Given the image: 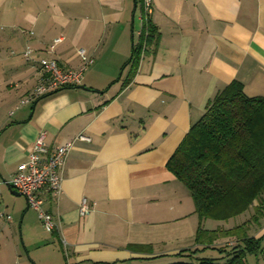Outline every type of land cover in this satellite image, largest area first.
Instances as JSON below:
<instances>
[{
    "label": "crops",
    "instance_id": "obj_1",
    "mask_svg": "<svg viewBox=\"0 0 264 264\" xmlns=\"http://www.w3.org/2000/svg\"><path fill=\"white\" fill-rule=\"evenodd\" d=\"M152 2L149 36L139 0H0V179L26 161L39 131L51 149L73 140L60 194L45 197L54 231L1 185L0 264H169L197 246L199 225L235 224L207 227L212 219H199L166 163L226 85L238 81L247 96H264V0ZM139 46L132 68L126 63ZM26 47L65 68L79 66V48L93 62L79 85L20 104L37 79ZM83 198L91 207L80 215ZM262 234L264 226L250 235Z\"/></svg>",
    "mask_w": 264,
    "mask_h": 264
},
{
    "label": "trees",
    "instance_id": "obj_2",
    "mask_svg": "<svg viewBox=\"0 0 264 264\" xmlns=\"http://www.w3.org/2000/svg\"><path fill=\"white\" fill-rule=\"evenodd\" d=\"M144 26L150 36V20ZM140 52L134 47L126 64L136 67ZM166 167L189 190L199 219L228 221L249 214L226 230L199 225L197 246L179 252L180 259L169 264H247V256L257 258L264 234L249 233L264 217V96H247L238 81L226 85L209 100ZM219 237L233 240L210 247ZM207 248L218 255H202Z\"/></svg>",
    "mask_w": 264,
    "mask_h": 264
},
{
    "label": "built area",
    "instance_id": "obj_3",
    "mask_svg": "<svg viewBox=\"0 0 264 264\" xmlns=\"http://www.w3.org/2000/svg\"><path fill=\"white\" fill-rule=\"evenodd\" d=\"M139 7V18L144 24L152 14L153 2L152 0H139ZM61 40L62 37L56 38L49 48L52 50L54 45ZM77 54L80 59L79 66L65 68L54 58H34L33 50L26 47L23 57L35 67L37 79L33 91L23 97L20 104L33 101L63 87L79 85L84 77V72L93 62V58L84 48H79ZM45 138L46 132L39 131L26 161L18 165L9 180L0 179V187L6 183L24 196L27 205L37 212L44 230L52 232L57 228V223L53 214L44 207L45 197L57 199L60 194L62 173L73 140L65 141L51 149L47 146ZM76 138L88 139L83 134L77 135ZM90 207L84 198L81 199L79 203L80 215L87 214Z\"/></svg>",
    "mask_w": 264,
    "mask_h": 264
},
{
    "label": "rangeland",
    "instance_id": "obj_4",
    "mask_svg": "<svg viewBox=\"0 0 264 264\" xmlns=\"http://www.w3.org/2000/svg\"><path fill=\"white\" fill-rule=\"evenodd\" d=\"M249 218V214H242L240 216H237L233 219H231L230 221H232V223H241L244 220H247ZM211 222H213V220H207L206 226L210 227L212 224ZM232 223L230 225H232ZM264 226V219H262L261 224L256 225L254 224L252 226V229H250V234L255 235L256 233L258 234V229L259 227ZM262 249H264V243H262ZM260 252V254H258V259L254 256H247L246 258V262L247 264H264V253ZM176 261V260H174ZM174 261H170V263L174 262ZM163 264V263H162ZM166 264V263H164Z\"/></svg>",
    "mask_w": 264,
    "mask_h": 264
},
{
    "label": "water",
    "instance_id": "obj_5",
    "mask_svg": "<svg viewBox=\"0 0 264 264\" xmlns=\"http://www.w3.org/2000/svg\"><path fill=\"white\" fill-rule=\"evenodd\" d=\"M16 194H19L18 192H15Z\"/></svg>",
    "mask_w": 264,
    "mask_h": 264
}]
</instances>
